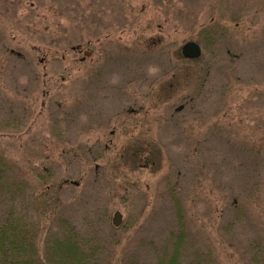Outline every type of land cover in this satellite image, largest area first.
Returning <instances> with one entry per match:
<instances>
[{"label": "rangeland", "instance_id": "1", "mask_svg": "<svg viewBox=\"0 0 264 264\" xmlns=\"http://www.w3.org/2000/svg\"><path fill=\"white\" fill-rule=\"evenodd\" d=\"M0 157L38 264H264V0H0Z\"/></svg>", "mask_w": 264, "mask_h": 264}, {"label": "trees", "instance_id": "2", "mask_svg": "<svg viewBox=\"0 0 264 264\" xmlns=\"http://www.w3.org/2000/svg\"><path fill=\"white\" fill-rule=\"evenodd\" d=\"M8 168L7 162L0 157V203H4L3 201L7 197V200L14 204V201H20L22 196L18 191L20 186L17 185V181H12L14 192H11L7 173ZM24 215H29V211H26L25 208L18 210L6 208L5 211L0 213V264L39 263L37 260L39 255L36 250L37 242L34 238L35 231L33 230L36 225L33 226L30 221L25 222ZM59 229L62 228L59 227ZM70 232L71 230L66 231L67 235L64 237L58 236L50 239L49 244L45 247L43 257L51 264H102L97 259V252H79L80 249L83 250L81 247H83L84 241L79 238L78 243L74 242ZM72 248L75 251L77 249L78 252H71L70 249ZM63 249L66 252H62L64 251ZM175 255L178 257V254L174 252L171 257L173 260L172 264L176 262L181 264L178 259L174 260ZM64 258L67 262L61 263L59 260H64ZM170 263L169 259V263L166 264Z\"/></svg>", "mask_w": 264, "mask_h": 264}, {"label": "water", "instance_id": "3", "mask_svg": "<svg viewBox=\"0 0 264 264\" xmlns=\"http://www.w3.org/2000/svg\"><path fill=\"white\" fill-rule=\"evenodd\" d=\"M180 52L184 57L196 58L200 55L201 50H200L199 45L195 41L189 40V41H186L181 46ZM120 219H121V213L118 210L114 211L113 216H112V223L114 225H117L119 224Z\"/></svg>", "mask_w": 264, "mask_h": 264}, {"label": "flooded vegetation", "instance_id": "4", "mask_svg": "<svg viewBox=\"0 0 264 264\" xmlns=\"http://www.w3.org/2000/svg\"><path fill=\"white\" fill-rule=\"evenodd\" d=\"M85 53H87V51H85Z\"/></svg>", "mask_w": 264, "mask_h": 264}]
</instances>
